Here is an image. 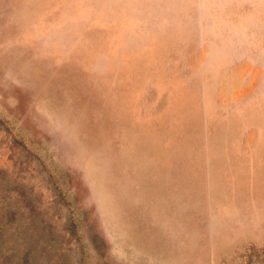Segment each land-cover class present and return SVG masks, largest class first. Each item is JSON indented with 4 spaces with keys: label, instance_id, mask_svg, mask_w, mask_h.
Listing matches in <instances>:
<instances>
[{
    "label": "rangeland",
    "instance_id": "rangeland-1",
    "mask_svg": "<svg viewBox=\"0 0 264 264\" xmlns=\"http://www.w3.org/2000/svg\"><path fill=\"white\" fill-rule=\"evenodd\" d=\"M0 264H264V0H0Z\"/></svg>",
    "mask_w": 264,
    "mask_h": 264
}]
</instances>
